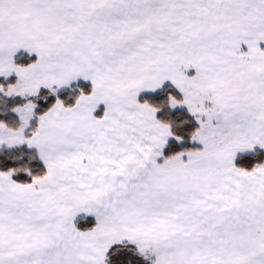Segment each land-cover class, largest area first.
<instances>
[{
    "label": "snow or ice",
    "instance_id": "1",
    "mask_svg": "<svg viewBox=\"0 0 264 264\" xmlns=\"http://www.w3.org/2000/svg\"><path fill=\"white\" fill-rule=\"evenodd\" d=\"M0 264H264V0H0Z\"/></svg>",
    "mask_w": 264,
    "mask_h": 264
}]
</instances>
